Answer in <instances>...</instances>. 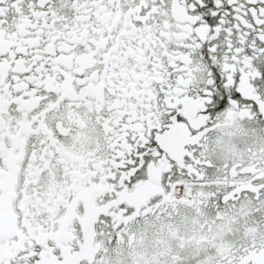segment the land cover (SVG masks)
Segmentation results:
<instances>
[{
	"label": "snow or ice",
	"instance_id": "6c2138e0",
	"mask_svg": "<svg viewBox=\"0 0 264 264\" xmlns=\"http://www.w3.org/2000/svg\"><path fill=\"white\" fill-rule=\"evenodd\" d=\"M0 264H264V0H0Z\"/></svg>",
	"mask_w": 264,
	"mask_h": 264
}]
</instances>
